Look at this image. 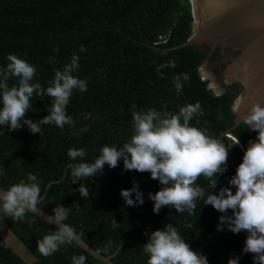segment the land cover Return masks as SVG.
I'll return each instance as SVG.
<instances>
[{
    "label": "trees",
    "instance_id": "trees-1",
    "mask_svg": "<svg viewBox=\"0 0 264 264\" xmlns=\"http://www.w3.org/2000/svg\"><path fill=\"white\" fill-rule=\"evenodd\" d=\"M192 33V15L189 0H0V65H6L9 53L37 66L34 81L42 86L52 79L54 70L63 68L74 53L79 55V69L74 75L87 80V90H74L67 105V113L75 121L64 129L54 124L43 125V134H31L26 127L15 131L0 129V165L5 170L0 176V187L34 173L40 181L41 193L50 183L45 198L37 205L45 212L59 205L69 208L63 221L82 240L102 256H110L113 264H147L142 246L146 233L172 223L193 250L204 254L209 264H227L239 256L238 264H252L251 253L242 254L245 240L242 231H217L218 213L203 199L196 201L191 214L176 213L171 206H163L158 214L152 211L148 193L159 190L157 180L148 172L121 171L105 165L103 174L80 181L89 189L87 198L72 184L68 169L72 163L67 156L70 147L87 149L84 158L91 161L104 144H122L131 135V110L147 108L178 111L187 103L200 102L203 115L190 122L207 129L214 137L232 127L234 115L230 108L238 95L237 85L221 94L215 93L208 80L200 73L206 53L193 47L159 51L145 44L166 49L184 43ZM81 45L86 49L80 51ZM58 51L53 52V48ZM54 56L55 62H49ZM174 60L175 67L156 71L157 66ZM184 73L183 91L177 94L173 77ZM9 80V85L14 83ZM50 98L33 96L32 106L25 118L34 122L47 115ZM87 126L88 131L73 135V131ZM232 137L221 139L226 146L234 143L227 158V170L218 177L217 190L227 186L241 162L244 146L254 134L240 123ZM98 175V174H97ZM138 182L144 194L140 206L124 205L121 189ZM196 183L212 191L202 175ZM215 191V190H214ZM231 214V210H228ZM12 231L41 260L42 264H71L73 255H84L85 264H105L90 257L73 241L62 245L51 256H42L36 242L46 232L56 228L31 212L24 221L4 217ZM29 220L34 223H29ZM117 223L113 227V222ZM0 264H23L9 249L0 245Z\"/></svg>",
    "mask_w": 264,
    "mask_h": 264
},
{
    "label": "clouds",
    "instance_id": "clouds-1",
    "mask_svg": "<svg viewBox=\"0 0 264 264\" xmlns=\"http://www.w3.org/2000/svg\"><path fill=\"white\" fill-rule=\"evenodd\" d=\"M85 50L81 45L80 51ZM55 51L58 49L54 47ZM48 59L51 63L55 62L54 56ZM6 60V65H0V129L11 132L26 127L31 134L42 135L43 125L54 124L61 130L65 125H74L75 121L67 113L69 99L74 90H87V80L74 75L80 66L78 54L74 53L62 69L54 70L47 86L34 81L37 71L35 64L12 53L7 54ZM165 67L174 68L175 61L157 66L156 71L161 77L163 73L160 70ZM10 79L15 80L11 85ZM186 79L184 73L173 77L177 94L182 93L183 81ZM34 95L50 98L48 114L35 122L25 118V114L33 107ZM240 104L241 98H237L232 110L238 111ZM196 115H203L199 101L184 104L175 112L166 108L137 111L133 106L131 135L122 144L102 145L99 154L91 161L84 159L87 155L84 147H70L67 150L68 158L75 162L68 169L72 184L79 182L76 191L81 197L87 198L89 189L80 181L102 175L105 165L111 169L122 162V172H148L150 178L157 180L160 185L155 194H147L154 214H158L163 206H171L176 213L191 214L196 201L203 199L204 205H211L220 213L217 231L227 230L233 234L243 231L245 240L241 253L253 254L252 264H264V106L253 103L249 114L243 117L247 129L255 131L257 135L244 146L241 162L235 174L227 180V186L218 190V177L226 172L229 151L239 140L237 137L232 145L226 146L207 129L190 123ZM87 131L85 126L72 134ZM5 170L0 165V176L4 175ZM201 175L208 180L212 191L206 193L205 188L196 183ZM0 189H3L0 191V217L24 221L27 213L36 212L41 196L40 181L36 174L26 173L24 179ZM119 195L124 205L129 207L144 203V194L135 179L132 186L121 189ZM228 210H231L230 215ZM69 211L62 205L52 210V219L59 227L37 240L36 248L42 256H51L62 245L72 243V229L63 223ZM29 223L34 221L29 220ZM116 224L114 220L113 227ZM146 235L147 240L141 248L147 257V264H209L207 257L199 250H193L172 223H166ZM6 242V239H0V245ZM239 259V256L234 255L227 260V264H238ZM85 261L86 257L82 254L71 257V264H85Z\"/></svg>",
    "mask_w": 264,
    "mask_h": 264
},
{
    "label": "water",
    "instance_id": "water-1",
    "mask_svg": "<svg viewBox=\"0 0 264 264\" xmlns=\"http://www.w3.org/2000/svg\"><path fill=\"white\" fill-rule=\"evenodd\" d=\"M189 2L192 33L184 43L166 49L145 45L159 51L193 47L206 53L207 57L215 50L221 53L224 51L237 53L234 60L230 63L224 62V66L220 67L221 76L227 84H239L242 88L232 101L233 105L237 98H241L238 111H233L231 106L234 123L219 136L232 137L231 132L243 122V117L249 114L253 103L264 106V0H189ZM196 13L199 26L196 25ZM228 58L230 57L227 56L226 60ZM215 93L221 94L222 91L217 90ZM252 132L256 137L257 133ZM49 186L50 183L41 193L37 205L45 198ZM32 214L54 228L59 227L52 219V214L38 206L36 212ZM70 228L73 232V242L90 257L105 264H113L111 259L115 253L106 257L98 254L82 240L81 232L76 233L72 227ZM0 239H6L7 242L2 247L9 249L23 264H42L12 231L4 217H0Z\"/></svg>",
    "mask_w": 264,
    "mask_h": 264
},
{
    "label": "flooded vegetation",
    "instance_id": "flooded-vegetation-1",
    "mask_svg": "<svg viewBox=\"0 0 264 264\" xmlns=\"http://www.w3.org/2000/svg\"><path fill=\"white\" fill-rule=\"evenodd\" d=\"M237 55V53H234V52H230V51H224L223 53H221L219 50H215L209 57H205V62H215L216 61V64L218 66V73H219V69L220 67H223L225 64L224 62L228 61V63H230L232 60H234L235 56ZM230 57L226 60V57ZM212 74L215 73V71H211ZM220 74V73H219ZM224 74V73H223ZM213 77H216L214 78L215 79V85H217L218 87V90L225 92V90H227L229 87L233 86V85H237V88H238V93L240 91V89H242L239 84H227L226 81L221 77V76H213ZM231 106H232V103H231ZM231 110V108H230ZM254 137H255V134H254ZM254 139V138H253Z\"/></svg>",
    "mask_w": 264,
    "mask_h": 264
},
{
    "label": "rangeland",
    "instance_id": "rangeland-1",
    "mask_svg": "<svg viewBox=\"0 0 264 264\" xmlns=\"http://www.w3.org/2000/svg\"><path fill=\"white\" fill-rule=\"evenodd\" d=\"M218 66L216 64V61L215 62H205L203 63L201 66H200V73L201 75L203 76L204 79L208 80L209 82V87L210 85H212V87H210L213 91H217L218 90V87L217 85H215V79L216 77H213L214 75L215 76H221V72H220V69H219V73H218ZM211 71H215L214 74H212ZM222 77V76H221ZM219 91V90H218Z\"/></svg>",
    "mask_w": 264,
    "mask_h": 264
},
{
    "label": "bare ground",
    "instance_id": "bare-ground-1",
    "mask_svg": "<svg viewBox=\"0 0 264 264\" xmlns=\"http://www.w3.org/2000/svg\"><path fill=\"white\" fill-rule=\"evenodd\" d=\"M196 25H198L199 26V24H198V18H197V13H196Z\"/></svg>",
    "mask_w": 264,
    "mask_h": 264
}]
</instances>
